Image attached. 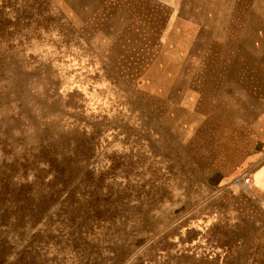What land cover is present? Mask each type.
Listing matches in <instances>:
<instances>
[{"label": "rangeland", "instance_id": "obj_1", "mask_svg": "<svg viewBox=\"0 0 264 264\" xmlns=\"http://www.w3.org/2000/svg\"><path fill=\"white\" fill-rule=\"evenodd\" d=\"M148 6L0 0V264H259L264 89L172 87Z\"/></svg>", "mask_w": 264, "mask_h": 264}, {"label": "crops", "instance_id": "obj_2", "mask_svg": "<svg viewBox=\"0 0 264 264\" xmlns=\"http://www.w3.org/2000/svg\"><path fill=\"white\" fill-rule=\"evenodd\" d=\"M141 1L163 11L157 64L170 74L172 87L179 88L183 76L200 66L237 83L239 74H255L264 89V0H136ZM258 106L264 120V99ZM258 153L245 213L257 217L252 220L258 225L259 264H264V141Z\"/></svg>", "mask_w": 264, "mask_h": 264}, {"label": "built area", "instance_id": "obj_3", "mask_svg": "<svg viewBox=\"0 0 264 264\" xmlns=\"http://www.w3.org/2000/svg\"><path fill=\"white\" fill-rule=\"evenodd\" d=\"M251 183V179L250 177H243V178H240L238 180V184L242 187V188H246L247 186H249Z\"/></svg>", "mask_w": 264, "mask_h": 264}]
</instances>
